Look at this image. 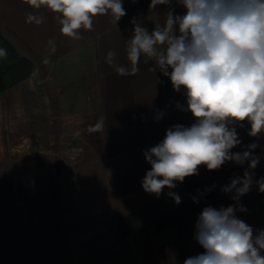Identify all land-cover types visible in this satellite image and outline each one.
I'll list each match as a JSON object with an SVG mask.
<instances>
[{"label":"crops","instance_id":"obj_1","mask_svg":"<svg viewBox=\"0 0 264 264\" xmlns=\"http://www.w3.org/2000/svg\"><path fill=\"white\" fill-rule=\"evenodd\" d=\"M150 2L123 0L126 15L117 24L97 15L92 29L81 28L73 39L61 32L62 14L46 5L0 0L1 34L33 65L22 79L5 75L0 92V264H46V255L51 264H184L203 252L194 232L207 206H243L237 217L264 229V192L255 182L264 177V133L249 136L247 121L234 125L241 144L231 151L257 144L251 150L259 160L255 169L247 161H228L217 170L201 165L198 175L165 187L159 197L143 190L151 168L144 152L170 126L195 122L177 106L187 107L183 88L176 92L153 59L142 56L139 72L128 76L106 62L111 50L115 64L130 66L126 45L134 18L149 31L164 25L169 9H150ZM171 8L185 12L174 0ZM158 112L164 115L157 121ZM100 118L103 130L90 131ZM245 170L253 184L236 202L222 188ZM169 191L180 196L179 205ZM45 193L50 250L38 212Z\"/></svg>","mask_w":264,"mask_h":264},{"label":"clouds","instance_id":"obj_2","mask_svg":"<svg viewBox=\"0 0 264 264\" xmlns=\"http://www.w3.org/2000/svg\"><path fill=\"white\" fill-rule=\"evenodd\" d=\"M184 8L183 15L174 14L173 0H151L149 8L164 5L165 23L149 31L134 18L133 36L127 41L129 67L115 64L116 53L108 51L106 62L120 76L139 72L142 56L153 59L156 67L172 83L173 89L186 96L185 108L195 118L191 126L174 124L164 139L144 152L151 165L142 179L146 193L159 197L182 183L186 177L198 175L199 166L217 170L232 161L255 169L259 160L252 155L257 144L247 151L233 153L240 145L234 125L247 121L249 136L264 133V0H174ZM33 7L46 5L62 14V34L79 39L81 28L91 30L93 17L110 15L117 24L126 15L123 0H29ZM35 19L31 13L28 21ZM40 22V21H37ZM53 44V41H49ZM54 50V48H53ZM0 48V57H6ZM169 69L171 71H169ZM156 71V68L151 69ZM164 115L158 112L157 121ZM103 118L90 126L102 131ZM264 192V177L255 181ZM253 175L245 170L243 177L231 180L224 193L233 192L236 202L250 191ZM168 196L179 205L181 198L169 191ZM194 203L199 201L194 197ZM243 206H207L195 224L194 239L203 252L190 256L184 264H264V229L254 230L239 219Z\"/></svg>","mask_w":264,"mask_h":264},{"label":"trees","instance_id":"obj_3","mask_svg":"<svg viewBox=\"0 0 264 264\" xmlns=\"http://www.w3.org/2000/svg\"><path fill=\"white\" fill-rule=\"evenodd\" d=\"M0 48L7 52V56L0 58V92L5 88L4 76L8 71L17 72L18 79L30 76L33 73V65L31 62L20 56L14 46L8 42L0 32Z\"/></svg>","mask_w":264,"mask_h":264},{"label":"rangeland","instance_id":"obj_4","mask_svg":"<svg viewBox=\"0 0 264 264\" xmlns=\"http://www.w3.org/2000/svg\"><path fill=\"white\" fill-rule=\"evenodd\" d=\"M0 58H3V57H0ZM13 75L14 77H18V73L17 72H11V71H8L7 73H6V75ZM32 185H34L35 183V179L34 178H32V180L31 181H29ZM42 198V197H41ZM49 197H48V194H43V198L41 199V201H39V202H43L44 203V205H45V207H42L41 205L39 206V208H38V212H39V214H40V217H41V219H42V221H43V225H42V230H43V233H44V240H43V242H44V244H45V247L47 248V250H50V248H51V245H52V241H51V238H50V234H51V230H52V226H51V221H50V217H51V209H49L47 206H46V204H45V202H47V200H49L48 199ZM40 200V199H39ZM34 201H35V197H34ZM36 202V201H35ZM49 238V239H48ZM46 257L47 258H45L46 259V264H51V258H50V256H47L46 255Z\"/></svg>","mask_w":264,"mask_h":264}]
</instances>
